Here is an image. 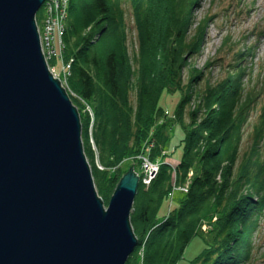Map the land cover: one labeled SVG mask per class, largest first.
<instances>
[{"label":"trees","instance_id":"obj_1","mask_svg":"<svg viewBox=\"0 0 264 264\" xmlns=\"http://www.w3.org/2000/svg\"><path fill=\"white\" fill-rule=\"evenodd\" d=\"M200 1L71 0L69 4L62 57L69 64L68 87L75 95L71 101L79 113L84 156L103 202L120 181L121 164L133 160L147 138L156 141V152L162 151L168 133L163 122L156 126L164 113L160 96L174 91L180 97L172 114L183 132L177 174L162 162V153L161 162L154 160L161 164L157 177L149 187L139 185L129 217L137 246L126 264H177L195 237L203 239L204 248L189 264H249L252 259L251 240L264 216V82L249 88L254 80L250 68L242 64L244 52L235 54L228 77L217 84L205 76L209 64L195 69V57L213 21L206 13L190 32ZM128 3L138 38L132 59L123 11ZM129 93H135L133 106ZM260 102L262 112L253 126L251 144L240 155L245 129ZM83 104L93 112L91 135L92 117L83 112ZM186 107H190L187 125L182 119ZM195 164L201 170L193 172L187 194H180L176 207L159 218L172 184H184ZM213 217L216 221L204 234L202 225Z\"/></svg>","mask_w":264,"mask_h":264},{"label":"water","instance_id":"obj_2","mask_svg":"<svg viewBox=\"0 0 264 264\" xmlns=\"http://www.w3.org/2000/svg\"><path fill=\"white\" fill-rule=\"evenodd\" d=\"M44 0H0V264H126L132 166L105 211L76 108L41 52Z\"/></svg>","mask_w":264,"mask_h":264},{"label":"rangeland","instance_id":"obj_3","mask_svg":"<svg viewBox=\"0 0 264 264\" xmlns=\"http://www.w3.org/2000/svg\"><path fill=\"white\" fill-rule=\"evenodd\" d=\"M71 2V0H70ZM70 4V3H69ZM69 8V6H68ZM123 11L125 14L124 24L126 30V45L128 49L129 58H133L134 54L137 52L138 48V38L136 27L134 24V16L132 15L131 5L125 4L123 6ZM41 10L39 15L35 19L36 28L39 36V31L41 24L39 23L41 15ZM213 18V21L209 24L206 31V37L201 47L200 54L195 57L194 64L195 69L199 70L203 68L204 64H209V70H205L206 78L210 79L212 84H217L222 82L228 77V72L230 71V66L233 65L235 54L239 52H244L246 57H244L243 66L247 69L250 68L252 73L251 77L253 82L249 85V88L257 84L264 82V0H201L200 5L195 8L193 11V20L191 21L190 32L196 26V23L206 14ZM68 15V9H67ZM38 21V22H37ZM67 19L65 20V25ZM66 32V27H64V33L62 37V43L64 42V36ZM228 38V42L222 46L223 40ZM248 52L249 55H248ZM51 62L55 66L54 73L51 71L49 73L53 78L59 80L61 87L65 90L69 99L75 98V95L72 94L68 87V79L70 78V72L68 69L69 64L65 62L64 58H61V61L56 58ZM45 60V59H44ZM46 63V62H45ZM133 63V61H132ZM47 66V64H46ZM67 66V68H66ZM48 68V66H47ZM245 78L242 80V84L245 85ZM260 87V85H259ZM129 103L134 105L135 102V93L128 94ZM179 95L177 92H168L160 96L159 106L163 109L164 113L157 117L156 123L158 125L163 122L164 132L168 133V140L162 147V151L156 152V141L150 140L147 138L141 145L139 153L131 161H125L122 166L124 172L120 173L121 178L128 172L132 166L133 172L140 177L142 175V162L144 159H147L152 164L156 161L161 162L160 154L163 153L165 159L162 162L167 163L170 166V171L172 174L176 175V165L181 161L183 155V132L181 124L178 122L173 123L172 114L175 111L176 106L179 103ZM72 103V101H71ZM263 102H260L257 110L252 113L249 120V125L245 129L241 152H246L249 149L251 144V136L253 133V126L258 122V119L261 115ZM73 105V103H72ZM74 106V105H73ZM83 112L89 113L91 115V123L89 127V135H91L92 125H93V112L88 104H83ZM75 107V106H74ZM76 108V107H75ZM77 110V108H76ZM190 107L185 108L183 114V123L185 125L189 124V113ZM78 112V110H77ZM79 114V113H78ZM170 121V122H169ZM172 121V122H171ZM167 124V125H166ZM156 127V128H157ZM92 150L96 152L95 146L91 141ZM155 150V151H154ZM156 152L154 157L153 154ZM263 153H264V144H263ZM86 158V157H85ZM150 159V160H149ZM153 159V160H151ZM156 160V161H154ZM87 161V160H86ZM88 163V162H87ZM161 165V164H160ZM96 166L99 168L98 164ZM198 165H194L187 175V179L184 184L174 183L171 186V190L168 193L167 198L165 199L159 209L158 217L162 218L165 216L169 208H175L178 202L179 195L187 194L189 185L191 183L192 175L195 170H197ZM90 168V167H89ZM102 169V168H99ZM201 167H198L200 172ZM218 177V176H217ZM120 178V179H121ZM93 180V179H92ZM219 181V177L216 179ZM119 183V181H118ZM94 184V182H93ZM118 185V184H117ZM116 185V186H117ZM145 188L148 185H143ZM95 188V185H94ZM116 189V187H115ZM111 193L106 202H103L105 211L108 209V203L112 195L115 192ZM186 190V192L184 191ZM96 191V188H95ZM97 194V191H96ZM98 196V194H97ZM98 198H100L98 196ZM101 199V198H100ZM102 200V199H101ZM216 221V218L213 217L210 221H205L201 227V231L204 234H207L210 230V225ZM253 245L252 249V259L250 258L249 264H264V216L260 218L258 223V228L253 233V238L251 240ZM204 248L203 239L200 237L193 238L189 245L186 247L183 257L177 264H189V262L196 256H198L202 249ZM143 252V245L139 248L137 255L141 257Z\"/></svg>","mask_w":264,"mask_h":264},{"label":"built area","instance_id":"obj_4","mask_svg":"<svg viewBox=\"0 0 264 264\" xmlns=\"http://www.w3.org/2000/svg\"><path fill=\"white\" fill-rule=\"evenodd\" d=\"M69 3L70 0H44L40 9L42 12V16L39 21L41 24L39 31L40 48L48 69L52 74L55 71V66L51 62V58H53V60L58 58L60 61L62 58L64 49L62 37L64 33L65 20L68 18L67 9ZM144 160L145 161L141 164L143 173L139 177V182H141L142 185H148L158 175L160 163L154 162L152 164L147 159ZM184 191L186 192V190Z\"/></svg>","mask_w":264,"mask_h":264},{"label":"bare ground","instance_id":"obj_5","mask_svg":"<svg viewBox=\"0 0 264 264\" xmlns=\"http://www.w3.org/2000/svg\"><path fill=\"white\" fill-rule=\"evenodd\" d=\"M167 165H168V164H167ZM158 173H159V172H158ZM156 177H157V176H156ZM140 184H141V182H139V185H140ZM150 184H151V183L148 184V187L150 186ZM139 185H138V187H139ZM141 185H142V184H141ZM104 209H105V208H104Z\"/></svg>","mask_w":264,"mask_h":264},{"label":"clouds","instance_id":"obj_6","mask_svg":"<svg viewBox=\"0 0 264 264\" xmlns=\"http://www.w3.org/2000/svg\"><path fill=\"white\" fill-rule=\"evenodd\" d=\"M41 7H42V6H41ZM40 9H41V8H40ZM39 11H40V10H39ZM39 11H38V12H39ZM37 14H38V13H37ZM37 14H36V17H37ZM38 15H39V14H38ZM36 17H35V19H36Z\"/></svg>","mask_w":264,"mask_h":264}]
</instances>
